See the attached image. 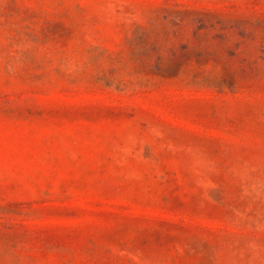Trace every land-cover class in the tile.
I'll list each match as a JSON object with an SVG mask.
<instances>
[{
    "label": "rangeland",
    "instance_id": "obj_1",
    "mask_svg": "<svg viewBox=\"0 0 264 264\" xmlns=\"http://www.w3.org/2000/svg\"><path fill=\"white\" fill-rule=\"evenodd\" d=\"M0 264H264V0H0Z\"/></svg>",
    "mask_w": 264,
    "mask_h": 264
}]
</instances>
